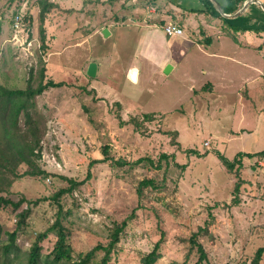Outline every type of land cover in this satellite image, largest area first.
Listing matches in <instances>:
<instances>
[{"label":"rangeland","instance_id":"obj_1","mask_svg":"<svg viewBox=\"0 0 264 264\" xmlns=\"http://www.w3.org/2000/svg\"><path fill=\"white\" fill-rule=\"evenodd\" d=\"M48 1L53 5L41 18L38 0H0V84L25 88L30 76L32 87L40 79L63 83L35 97L43 135L41 156L32 162L47 174L17 179L8 194L15 200L46 198L31 206L18 230L16 257L22 260L36 233L54 219L56 206L47 198L67 184L66 177L80 181L89 170L81 185L61 196L64 209H71L73 256L105 242L109 227L134 212L109 264H141L161 232L153 264L182 261L191 248L188 237L205 226L198 240L208 264H251L264 244V157L242 158L236 176L216 151L231 159L264 148V46L257 49V39L243 33L250 47L240 48L236 37L244 31H233V38L226 23L218 37L217 29L203 23L200 32L194 23L189 36L181 8V18H173L163 0ZM166 20L179 22L187 39L165 41ZM90 62L96 64L93 77L86 74ZM251 67L260 69L263 83L250 79ZM148 113L154 117L144 119ZM171 153L185 169L172 167ZM140 157L161 166L137 164ZM24 170L29 164L18 169ZM143 178L156 185L138 194ZM15 219L9 208L0 211L4 229L14 228ZM54 239L48 233L40 241L42 253ZM98 251L89 264L98 262ZM196 258L190 249L188 261ZM258 264H264V253Z\"/></svg>","mask_w":264,"mask_h":264},{"label":"trees","instance_id":"obj_2","mask_svg":"<svg viewBox=\"0 0 264 264\" xmlns=\"http://www.w3.org/2000/svg\"><path fill=\"white\" fill-rule=\"evenodd\" d=\"M40 3V16L43 18L45 11H47L53 3L48 0H38ZM207 4L210 6L211 14L216 17H220V14L214 9L210 1L207 0ZM235 10L233 6H227L224 8L225 12H232ZM16 14V12H14ZM14 14V15H15ZM226 19V18H225ZM223 19V20H225ZM229 24V27L234 30H243L248 28H240V26ZM41 39H43V30H41ZM44 75V67L41 68L40 77ZM89 76V75H88ZM31 77V76H30ZM30 77L28 78V84L25 88H9L0 84V211L2 209L9 208L11 212H14L16 218L14 223L15 227L11 230H6L0 220V264H89L97 251H101L102 254L96 264H109L111 255L114 251H118L121 248L120 240L122 234L126 229L127 223L134 216H128L121 222H115L109 227L106 234V241L99 242L85 253H78L72 255L71 246L68 240L69 228L68 224L71 223L68 216L71 214V209H64L61 202V196L63 194H71L73 189L81 185L87 177H89V170L87 176L80 181H75L72 178L66 177L67 184L61 186L50 195L49 198L56 206L55 217L48 223V225L40 232L36 233V239L28 250L25 252L24 258L19 260L18 255L19 246L16 242L17 232L26 223V217L31 211V206L37 205L40 201L46 198L28 199L24 196L18 199H11L8 194L12 184L19 178L40 174H47L44 170L35 171L33 159L41 156L42 144L41 139L43 131L38 126L39 117L37 116L35 97L46 91L50 87L61 86L63 83L54 82L52 79H46L42 83V79L37 83L35 87L30 84ZM264 113V112H263ZM153 114H144V119L153 118ZM20 121L23 122V128L20 127ZM106 147L103 146V153L106 154ZM199 155L194 150H188V154ZM175 156L176 162L172 167L179 166L182 170L185 169L186 164H179ZM162 157L169 159V153L163 152ZM216 155L219 158L221 164L228 172H234L236 176H239V168L242 165V158L248 159L254 157H264V148L255 152H237L233 158L229 159L222 153L216 151ZM172 156V155H171ZM137 164L151 165L155 168H159L161 164L159 161L155 162L154 159L149 157H140L135 160ZM29 164V170L19 172L18 169L22 164ZM167 164V162H166ZM154 186V180L152 178H143L139 180L137 186V193H142L143 186ZM238 182L234 185V191L237 192ZM235 200V199H234ZM237 200V199H236ZM26 203L25 207L21 205ZM22 207V208H21ZM208 224V223H207ZM22 225V226H21ZM207 232V228L199 227L196 231H193L188 237L190 242V249L197 252V258L192 264H208L206 261L207 255L202 243L198 240L200 231ZM48 233H52L55 237L52 248L47 253H42L40 241L46 237ZM163 232L160 233V237L156 240L152 248L140 257L141 264H153L159 257L160 244L163 240ZM190 249L182 261L173 260L170 264H191L188 260ZM98 251V252H99ZM96 253V254H95ZM264 253V244L258 246L251 259V264H258L262 254Z\"/></svg>","mask_w":264,"mask_h":264},{"label":"crops","instance_id":"obj_3","mask_svg":"<svg viewBox=\"0 0 264 264\" xmlns=\"http://www.w3.org/2000/svg\"><path fill=\"white\" fill-rule=\"evenodd\" d=\"M157 1V0H155ZM160 1V0H159ZM211 5L214 7V3L213 1L221 8L222 12L226 13V14H232L235 11H237L238 9H240L244 4H246V8L244 9V11L242 13H240L239 15H237L236 17H226L223 16L222 14H220L218 12V10L214 9L220 14V17H216L213 16V14H211V10H210V6L209 4H207V0H185V7H181L180 3H183V1L181 0H163V3H165V6L170 9L171 13H169V15L171 14V16L174 18L175 16L178 18L182 17L183 20V26L184 25H189V36H192L191 33L194 32V30L192 29V27H194V23H197V27L199 29L200 32H204L209 26L217 29V35L216 37H218L220 34L224 33V26L226 23V26L229 27V24H233V25H237L240 26V28H248V29H243L244 32L239 31V35L238 38V42H236V44L240 47H250L249 42H245L243 40L242 34L243 33H249V35H251L248 39L252 40L253 42H256L253 40V38L257 39V43L253 44L257 49H261L264 46V0H209ZM227 6H233L235 7V10L232 12H225L224 8ZM176 8H181L182 12V16L179 17V15H177L176 13ZM173 14V15H172ZM167 15V16H169ZM175 15V16H174ZM166 17V16H165ZM226 18V19H225ZM225 19V20H223ZM221 21V22H220ZM173 23L176 24L177 26L181 27L179 22H173L171 20H166L165 23ZM164 23V24H165ZM204 23V27H202L201 25ZM182 28V27H181ZM231 28V27H229ZM183 29V28H182ZM231 34L232 37L234 38V33L233 31H237L234 30L233 28ZM188 31V30H187ZM154 33L155 30H150V33ZM167 35V36H166ZM162 35L163 39L167 42H169V39L167 37H172L174 35ZM187 33H185V28L183 29V32L178 36H175L174 38H181L178 41H182L187 39ZM177 40V39H176ZM243 66H247L246 63L242 62ZM253 73V78L251 77L250 79L254 80V83L260 82L263 83V79H262V75L261 74H257L260 73V69L257 67H251L250 69ZM220 77H222V74L220 75ZM260 78V80H257V78ZM249 79V80H250ZM248 80V81H249ZM247 83V82H246ZM262 85V84H261ZM260 85V87H261ZM212 86V85H211Z\"/></svg>","mask_w":264,"mask_h":264},{"label":"water","instance_id":"obj_4","mask_svg":"<svg viewBox=\"0 0 264 264\" xmlns=\"http://www.w3.org/2000/svg\"><path fill=\"white\" fill-rule=\"evenodd\" d=\"M214 3V7L216 10H218V12L220 14H222L223 16H226V17H236L237 15H239L240 13H242L244 11V9L246 8V4H244L240 9H238L237 11H235L234 13L232 14H226L224 12H222L221 8L213 1ZM109 33L108 29L107 28H103L101 30V35L102 36H106L107 34ZM169 68H170V65L167 64L166 66H164V69H163V72L164 73H167L169 71ZM95 70H96V64L95 62H90L87 66V69H86V74L93 77L95 75Z\"/></svg>","mask_w":264,"mask_h":264},{"label":"built area","instance_id":"obj_5","mask_svg":"<svg viewBox=\"0 0 264 264\" xmlns=\"http://www.w3.org/2000/svg\"><path fill=\"white\" fill-rule=\"evenodd\" d=\"M163 31L168 35H181L183 29L173 23H165L163 26Z\"/></svg>","mask_w":264,"mask_h":264}]
</instances>
